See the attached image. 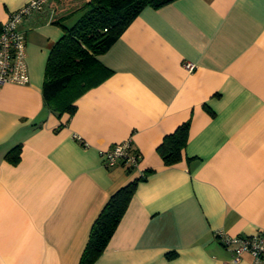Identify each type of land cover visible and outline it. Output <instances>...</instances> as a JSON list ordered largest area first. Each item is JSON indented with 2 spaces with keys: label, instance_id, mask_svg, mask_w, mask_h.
Instances as JSON below:
<instances>
[{
  "label": "crops",
  "instance_id": "obj_1",
  "mask_svg": "<svg viewBox=\"0 0 264 264\" xmlns=\"http://www.w3.org/2000/svg\"><path fill=\"white\" fill-rule=\"evenodd\" d=\"M26 1L0 0V22ZM86 1L50 0L20 22L29 81L0 89V264H78L107 198L144 174L93 264H252L232 261L220 232L264 231V0L143 8L98 56L110 73L58 114L44 66ZM184 121L182 158L165 165L157 146ZM126 139L137 167L105 166L100 152Z\"/></svg>",
  "mask_w": 264,
  "mask_h": 264
},
{
  "label": "trees",
  "instance_id": "obj_2",
  "mask_svg": "<svg viewBox=\"0 0 264 264\" xmlns=\"http://www.w3.org/2000/svg\"><path fill=\"white\" fill-rule=\"evenodd\" d=\"M171 1L173 0H88L82 3L73 13L81 10L84 12L72 26L61 25L62 34L48 53L42 85L45 103L58 114H72L75 99L110 73L100 63L98 56L117 40L143 8H158ZM188 129L189 121H184L163 136L157 152L165 165L181 160V152L188 139ZM5 158L11 163H17L20 145L9 149ZM125 169L128 172L133 170L130 166H125ZM144 178L145 174L137 176L110 194L91 225L78 264H93L101 255L138 183Z\"/></svg>",
  "mask_w": 264,
  "mask_h": 264
},
{
  "label": "built area",
  "instance_id": "obj_3",
  "mask_svg": "<svg viewBox=\"0 0 264 264\" xmlns=\"http://www.w3.org/2000/svg\"><path fill=\"white\" fill-rule=\"evenodd\" d=\"M50 0H28L10 11L7 18L0 22V89L6 82L26 84L29 81L26 59V34L20 22L35 11L44 9ZM185 68L192 70L194 65L184 63ZM101 156L105 166H130L135 169L140 160V153L133 149L130 139L118 142L102 150ZM222 243L232 250V261L248 252L253 256L252 264H264V231L249 235H228L220 232Z\"/></svg>",
  "mask_w": 264,
  "mask_h": 264
}]
</instances>
